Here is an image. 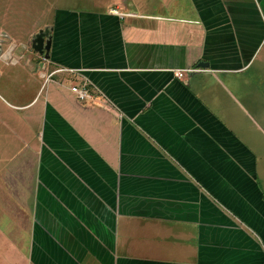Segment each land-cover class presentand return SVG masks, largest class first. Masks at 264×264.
Returning a JSON list of instances; mask_svg holds the SVG:
<instances>
[{
    "label": "crops",
    "instance_id": "0c3cea01",
    "mask_svg": "<svg viewBox=\"0 0 264 264\" xmlns=\"http://www.w3.org/2000/svg\"><path fill=\"white\" fill-rule=\"evenodd\" d=\"M87 2L4 33L48 28L51 47L14 59L28 97L2 95L29 127H7L24 146L0 190L22 210L0 212L14 224L0 264H264V171L245 137H264V0ZM85 82L92 101L71 90Z\"/></svg>",
    "mask_w": 264,
    "mask_h": 264
},
{
    "label": "rangeland",
    "instance_id": "374dc122",
    "mask_svg": "<svg viewBox=\"0 0 264 264\" xmlns=\"http://www.w3.org/2000/svg\"><path fill=\"white\" fill-rule=\"evenodd\" d=\"M56 1L61 5H67L69 7H71V4L76 1H79L80 3L85 2V4L86 3L88 4L87 2L88 0H0V40H3L1 44L2 52L0 54V114L1 116L4 115L7 118V120H9L7 123L9 125L4 124L3 122L0 123V168L1 169H4L6 167L7 161H9L12 157H16V155L13 154L14 153L13 151L18 150V148L21 146H24L23 139L21 137L18 138V136H12V134L9 132L7 127L10 126V128L13 130V126H16L15 129L17 132H20V131L26 132L27 128L29 127L26 124L21 125V123L24 121L23 119H21V116L8 115V111H7L8 108L3 105L4 101H3L2 95H4L5 97H8V95L11 94L12 98H13V94L16 97H20V96H22L23 98L26 96L28 97L32 93L33 85L36 84L35 79H33L32 81L33 85L26 84L25 79H27V77L29 76L28 73H26L22 67L14 66L15 61L13 62V60L15 58H18L19 55H24V54L27 55L30 53L32 55H35L37 59L40 60V58L44 55V54H40L39 52H36L32 48V44H31L32 40H30L31 42L29 43H24V42L22 43V42L17 41L14 38L5 37L4 33H7V31L8 32L13 31L14 29H16L17 31L20 30V32H23L24 30L27 29V27L31 26L32 22L35 21V19L38 20L42 12H45L44 16H46L47 11L49 14L51 10L54 8ZM108 1L110 2V0ZM108 1L105 2V0H97L98 2L97 5L102 4L101 7L106 10L109 5V3L107 4ZM115 1H119V0H114V3ZM91 6H95V5H91ZM47 30H49V33H50V29L48 28L45 29L46 33H47ZM40 31L41 30H39L35 35L32 33L31 39H34ZM43 52L45 53L44 49H43ZM11 54H12V59L11 57H9L11 56ZM20 62H22V64L24 65L25 60L21 58ZM37 68L38 69L35 71L40 70V64L39 66H37ZM12 72H14L16 75L15 79L12 78V74H14ZM9 74H11L10 78L8 77ZM10 79H13V81H11ZM40 81L41 83H43L44 78H41ZM250 82L253 83L252 81ZM257 85L256 87L251 86V91L252 93L256 91L255 92V96L257 97L256 103L258 104V102H261L262 104L261 106L258 107L257 111H261L262 113L264 112V86L263 85L257 86ZM258 91L261 92V94H259ZM12 98L10 97L9 99H12ZM12 100H15V98ZM251 111L252 113L254 112V114H257L254 110L251 109ZM12 117L15 119L14 122L17 123L16 125L12 124L11 122ZM256 117H259L258 114ZM257 120L259 121L260 119H257ZM35 137L36 136H33V138ZM245 137L248 138V141L251 145H254L256 149L260 150L261 157H259V165L262 167L264 171V153L261 154V151H264V137L262 136H245ZM25 138L29 139L31 138V136H25ZM3 175L4 176L3 178H1V181L5 180L7 184L9 180H6V178L12 179L14 176L16 178L20 176L21 174L4 173ZM260 179L259 181L262 182V178ZM5 193L7 194L8 191L4 192L3 190H0V201H1L0 212L5 213L7 211H10L11 215L15 214V216H19L20 213L18 212L22 210L21 209L22 205L19 206V205H14L11 203L9 204L8 200L9 199L12 200V198L9 196L8 198H6ZM3 202L5 203L2 204ZM1 215L3 214L0 213V216ZM24 219H25V216L22 214L21 215L22 225L26 223V221L24 222ZM8 223H11V225H14L13 222L10 221L8 218H6L5 220H2V222L0 221V225H4L3 227H7ZM5 243H6L5 238H0V245H5ZM6 249L7 248L0 249V262L8 259L7 257L8 253L4 252L6 251Z\"/></svg>",
    "mask_w": 264,
    "mask_h": 264
},
{
    "label": "built area",
    "instance_id": "2783aa9c",
    "mask_svg": "<svg viewBox=\"0 0 264 264\" xmlns=\"http://www.w3.org/2000/svg\"><path fill=\"white\" fill-rule=\"evenodd\" d=\"M112 13H116V14H119L120 11L116 8L112 9L111 10ZM11 59H12V54H11ZM15 60H13L14 62ZM189 70L187 69H178L176 70V75L179 77V78H184L185 75H187V72ZM51 75H49L47 77L50 78ZM71 90L77 95L78 99L81 100V101H92L93 100V95L90 93L89 89H88V83L85 82L83 84H73L71 86Z\"/></svg>",
    "mask_w": 264,
    "mask_h": 264
},
{
    "label": "water",
    "instance_id": "95a60500",
    "mask_svg": "<svg viewBox=\"0 0 264 264\" xmlns=\"http://www.w3.org/2000/svg\"><path fill=\"white\" fill-rule=\"evenodd\" d=\"M44 31L45 30H41L36 35V37L33 39L32 48L36 52H39L40 54H44L45 58L48 59L49 58V50H50V47H51V40H50V38L45 40L46 37L48 36L49 30H47V33H46V31L45 32ZM2 42H3V40H0V54L2 52V46H1ZM43 49H44L45 53L43 52ZM206 65H208V64H206Z\"/></svg>",
    "mask_w": 264,
    "mask_h": 264
}]
</instances>
